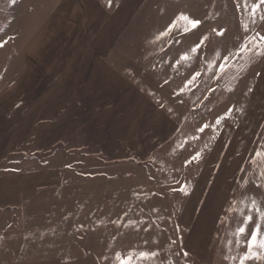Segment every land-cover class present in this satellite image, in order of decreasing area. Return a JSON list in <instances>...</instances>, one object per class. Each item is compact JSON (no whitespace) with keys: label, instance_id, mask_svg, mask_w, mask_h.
<instances>
[{"label":"crops","instance_id":"0c3cea01","mask_svg":"<svg viewBox=\"0 0 264 264\" xmlns=\"http://www.w3.org/2000/svg\"><path fill=\"white\" fill-rule=\"evenodd\" d=\"M148 2L54 0L22 46L25 63L0 93V157L34 144L50 164L0 174V264H107L114 255L137 264L142 251L178 243L173 202H195L197 217L201 206L233 200V172L218 179L221 170L204 164L211 151L187 166V156L171 153L187 141V122L197 126L190 117L201 103L199 84L176 93L197 72L190 48L198 41H158L160 25L142 21L154 12ZM185 52L191 59L176 66ZM261 56L243 59L237 80L230 77L235 94L250 79V102L208 142L242 143L244 152L263 140L264 103L249 114L264 78ZM185 183L187 195L178 190Z\"/></svg>","mask_w":264,"mask_h":264},{"label":"rangeland","instance_id":"374dc122","mask_svg":"<svg viewBox=\"0 0 264 264\" xmlns=\"http://www.w3.org/2000/svg\"><path fill=\"white\" fill-rule=\"evenodd\" d=\"M53 1L0 0V42L7 41L3 47H0V93L4 82L7 80L9 83L13 80L12 77L19 73L20 66L25 63V59L20 62L22 46L49 17ZM147 2L148 7H154V12L151 15H143L142 21L149 20L160 25L162 29L160 33L180 13L204 21L195 34L185 36V39L198 41L200 36L208 35L211 41L201 52L202 60L197 55V72H200L201 76L194 83L199 84L197 91L200 94L201 103H199L198 111L190 117L197 126H191L190 122H187L183 129V133L188 135L187 143L183 148L179 146L182 143H176L171 153H183L187 156L186 158H190L196 152H201L202 161H205L204 157L211 151L210 159H206L204 164L216 166L218 170H221V174L215 176L218 179L226 178L223 174L226 170L233 172L234 186L232 185L231 188H234V196L231 202H213L209 205L210 207L201 206L200 215L197 217L194 216L195 202H173V204L176 203L173 226L178 243L166 248L165 252L157 253L149 258L135 256L139 261L137 264H241V258L244 256L248 257L244 264H264V248L257 243L249 249L246 239L255 225L264 226V216L260 214L264 213V175L260 173V171L264 173V137L260 142L254 144L250 142V149L248 151L245 149L243 152L242 143L208 142L207 139L209 140L212 134H216L211 127L204 133L197 131L205 123L210 125L215 123L218 116L232 108L231 116L224 119L217 129L219 135L225 134L226 132H221L222 125L225 127L227 122L232 121L234 114L238 115L242 105L249 104L250 79H247L236 94L233 93L232 79L237 80L243 67V59L244 65H247L260 55H264L257 54L259 49H264V43L257 35L259 33L260 36H264V5H260L253 12V4L259 5L260 0H147ZM212 29H224L225 35L217 37ZM253 37H256L255 42L249 44ZM167 44L170 45L166 40ZM245 45H248V50L243 52V58L240 48ZM172 50L174 51V48ZM225 56L229 59L233 56L235 58L223 73H219L216 69ZM209 65L212 67L210 68ZM237 68L241 69L237 71ZM5 70H7V78L4 80ZM188 79L191 78L180 80V86L184 87ZM262 80L259 95L256 91L249 114L254 113V108L260 110L259 107H261L262 110L264 102L261 96L264 94V78ZM174 81L178 84V79L175 78ZM191 88H194V84L189 86V89ZM17 98L18 96H14V99ZM4 104L5 101L0 95V116ZM189 135L199 137L200 142L188 141L192 139ZM18 146L16 144L12 147L6 157H0V174L6 170L33 169L45 162L50 164L49 153L37 152L34 144H24L21 149ZM2 147L3 144L0 143V150H4ZM229 151L231 152L227 155ZM257 152L262 155L257 156ZM177 162V159H171L172 165L176 166ZM252 201H255L259 212L254 210ZM213 211L217 213V221L212 220L214 219L211 216ZM249 215L254 217V222L250 223L247 220L246 217ZM192 218H201L203 221H192ZM0 222H2L1 219ZM241 226L249 231L239 233L238 229ZM261 239H264V227L258 236V240ZM184 252H188L189 255L184 256ZM113 257L116 259L113 260L110 257L107 264L112 262V264H121L124 261L116 255Z\"/></svg>","mask_w":264,"mask_h":264},{"label":"snow or ice","instance_id":"6c2138e0","mask_svg":"<svg viewBox=\"0 0 264 264\" xmlns=\"http://www.w3.org/2000/svg\"><path fill=\"white\" fill-rule=\"evenodd\" d=\"M111 2V0H109V3ZM260 5H264V0H260V4H253L252 6V11L255 12V10L260 7ZM204 23V21L199 20V19H193L188 15H185L184 13H180L179 16L176 19H173L171 21V23L166 27V29L161 32L156 39L158 41L160 40H167L168 43L171 44H180L183 41V38L185 36L191 35L193 33H195L196 31L199 30L200 26ZM212 32L215 33V35L217 37H223L225 35V30L224 29H212ZM177 33H179L180 35L177 36ZM259 36V39L262 43H264V36H260V34H257ZM256 37L252 38V41L249 42V44H252L253 42H255ZM210 38L208 35H202L198 38V42L194 43L191 48H190V53L192 54H196L199 55L200 52H202L210 43ZM7 43V41H3L0 42V47H3L4 44ZM259 48V46H257ZM248 50V45H245L243 47L240 48V52H244ZM257 54H264V49H259ZM191 59L189 52H185L182 55H180L179 59H177L175 61L176 66H180L183 63L189 61ZM229 60L228 56L223 57V62L219 63L216 71L219 73H223L230 65H228L227 61ZM209 67L211 68L212 66L209 65ZM201 76L200 72H195L191 79H188L185 82L184 87L180 88L179 91L176 93V95H179L181 93H184L186 90H190L189 86L193 85L194 82L197 80L198 77ZM214 91V90H213ZM233 109L229 108L228 111L226 113H224L221 116H218L215 120V123L213 124H208L205 123L203 124L197 131L199 133H204L206 129H208L209 127H211L213 129V131L216 133V135H219V132L217 131L218 127L221 125V122L230 117L232 114ZM199 137H193L192 139H198ZM187 143V141H185L184 143L180 144L179 146L181 148H183L185 146V144ZM207 147V145L205 146ZM262 155V153L257 152V156ZM201 158V152H196L194 155H192L188 160H186L185 166H187L188 164L192 163L193 161H198ZM262 175H264V173H262ZM177 184H179V181L176 182ZM180 192L184 193L185 195L188 194V185L187 183L185 184H180L179 189ZM252 206L254 208L255 211L259 212V209L256 208V204L255 201H252ZM261 216H264V213H260ZM247 220L252 223L254 222V217L253 216H247L246 217ZM262 225H255L254 228H252L250 231L244 227L241 226L239 227L238 231L239 233L243 234L246 231H249V235L247 236V245L248 248L251 249L254 246L257 245V243L259 244V246L261 248H264V239L258 240V236L259 233L262 229ZM140 255L142 257H148V256H155L157 255L156 252H141ZM184 256H188V252H184L183 253ZM132 256L129 255L126 257V259L124 261L121 262V264H127L128 261H131ZM248 259L247 256H244L241 258V264H244V261Z\"/></svg>","mask_w":264,"mask_h":264}]
</instances>
